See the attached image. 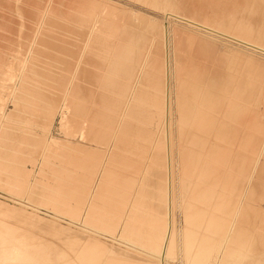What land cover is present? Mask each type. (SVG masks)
I'll return each instance as SVG.
<instances>
[{
  "label": "rangeland",
  "instance_id": "374dc122",
  "mask_svg": "<svg viewBox=\"0 0 264 264\" xmlns=\"http://www.w3.org/2000/svg\"><path fill=\"white\" fill-rule=\"evenodd\" d=\"M179 1L182 3H180L176 0H173L174 3L177 2V3L181 4L180 6L178 5V7H180L179 9L177 7V9L179 10L178 11L176 8L173 10H169V9H165V8L158 6V5L156 7V5L155 6H153V4L150 5V4H148V2H146V1L143 2L142 0H141V2H140V0H0V22H1V20H2V22H4L5 20L8 21L7 20L8 18H10V20H12V17H13V20L11 21L13 24V34H14L13 40L15 38L13 46L6 45V46H2L3 48L0 49L1 50L0 51V71H1L0 72V74H1L0 78L3 77L2 79H0V129H1L0 134L5 133L4 135L1 134L3 136L0 135V138H2V137L4 138V139H0V142H1L0 143V153H1L0 155H2V156H0V160H2L4 158L3 155L6 157L5 153L7 151H8L7 152L8 155H9V156L7 155V160L4 158L2 161H0V163L2 165V163H5V161L10 160L11 158H9V157H10V155L12 157V154H14L13 156L15 158L13 157L11 160L15 161L16 156H17L16 154H18L19 156H17V157L19 158L21 163L18 161L20 164L17 162V164H18L17 167L18 168L22 167L25 170L29 169V172L28 171L27 172L31 175V177H33V180L35 181L34 182L35 187L33 185V187L30 190L31 193L28 194L29 191L27 192V189L25 188L26 185L24 182H23L24 186H22V189H21L20 185H19L20 188H18L17 187L18 185L15 182H14V185H13V183L12 184L10 183L11 181L8 182L9 184H6L5 182L7 179V177H6L7 175H4V174H7V173H5V170H4L5 168H3L4 166L2 165V169H3L2 172H4V173L1 174L2 172H1V168H0V174L2 175V176L0 175V232L1 231L3 232V233H1L2 238L0 236V238H1L0 240L4 241V237H5V240H7V238H8V241L12 242L14 240V238L12 239V237H11V239H10L9 236L11 235L13 228H15L16 230L14 229L15 231L12 233H15V234H17V233L23 234L24 233V237H27V238H25V242L27 241V244H29V245L31 243L32 244H39L40 241H44L45 245L48 243L47 245L50 244L49 246H51L52 249L56 248V252H57V250H58V252L57 253L53 252L52 253L53 255L50 256V258H52V259L55 258L53 261L56 260L57 256H58L57 260H60V259L62 260L63 259L62 257H64L65 260H66V258L67 259L68 258L76 259V257L73 256V255H75L74 253H76L75 252L76 251L75 246H76V244H78V242H76V241H78L76 238L79 239L81 234L80 233L77 234V235H79V237H78L77 235H75V233H78V232H74V231L77 229L78 226L79 227H83V226L78 224L77 222H75L72 219L73 214H71L72 213L71 208H73L72 205L74 204V199L68 198L66 193H68V191H69L72 194H77L81 198V197L86 195L85 194L86 189H87V192H90L92 190V187H93L92 184L95 180V176L100 171L99 168H100L101 163L103 162V159H105V161H106L107 158L109 159V157H110V156L108 157V154H106L107 151L104 150V147H102L103 144L100 141L98 142L99 139L97 137H95L94 134H91V131H89L96 125L95 123L91 124L92 123V117H91L90 110H92L96 113L98 106H100L99 102L97 100L98 96L96 95L98 84L96 85L95 91L93 92V94L86 96V97L85 96H78V100L81 101L80 104H75V105L66 106V107L60 106V105H58V103H57V105L52 104V108L55 107L56 110L54 109V112H52V110H53L52 108L48 109L47 113H49V114L46 115V117L43 116L44 118L41 117L42 115H41V112L39 113L38 108L36 109V107L34 108L33 106H30V104H27V102H25L27 99L26 92H29V91H31L30 92L31 95H34L35 90H40V91H43L46 95L48 94L49 96L53 95V93L55 94L56 92H58V90H56V91L54 90L57 88L53 89V87H56V85L51 86L53 83H55V80H53L52 77L50 78L51 75L48 72H50L51 67H55L54 70H56V74H59V72H61V71L64 72L66 70L65 69L66 66L61 65L62 63L60 64V62L58 60L56 61L55 56L53 57L54 61H51L49 59V53L48 52L50 51L51 48H53L54 50L53 49L52 50L55 51L57 46L60 48V50L63 47H65L66 50L65 49H62V50H65L68 52V49H69L68 47H71L70 49L73 50L74 47H72V46H76L78 43L80 44V41H81L80 40V38H81L80 33L78 31H76L78 34H76V32L74 33V30L72 28L69 29V25L67 23H65L64 25H61L60 23H58V25H57V22L55 23L53 21H50L49 22L50 24L55 23L57 26L52 25V27H51V25H49L48 28L49 27L50 28L48 29V31H45L42 36H39V37H41V39L38 37V41L35 43L34 48H33V51H34L33 54L35 53V51H36V53L33 55L32 61L30 63H23V64L20 63V58L22 56L21 51L23 49L22 45H24V44H22V42L24 40L22 37L27 32L26 27L28 26L29 23H31V21L37 15V13H39L40 10L42 11L45 8L47 10L49 9L50 11L53 10L51 12H53L55 14V16L60 15V17L66 16L67 13L68 14L70 13L69 15L74 13L75 15L72 14L71 17H69V16H67V17H69V19H71V20L72 19L78 20V22L79 21L81 22V21H83V19L85 20L86 18H87L86 20H89L93 17V15L95 17V14L99 13L105 18V21H106V22H103L100 24V28H101L100 33L102 34L103 37L109 36V38L114 39V42L116 45L131 48V50L133 52H136L138 54H140V52H142L143 50L146 49L148 51V54L150 53V55L153 56V57L150 56V58L155 57V60L161 59L160 61L162 63H164V64H162V63L160 64L159 60L154 61L152 58H151L152 60L150 59L151 63L152 62L154 63V64L152 63V66H151L152 67L151 68L152 73H154L156 75V77H158V80H160V81H157L159 84V87L161 86L160 85L161 81H163L164 85H165V87H163L164 89H162L163 85L161 86L162 91L160 89H158L160 92L159 94L157 93L158 91L156 90V93H157L156 97L158 95H160L161 92L165 93V95H163V93H162L160 96L157 97V98H159V101H160L158 108L162 111L163 108L165 107L164 105H166L165 111H162V112L158 108H153L154 106H152V107L150 106L151 111H149V107H148L147 111L152 112V113L156 112L154 114L151 113L152 117L150 116V113L146 112L148 114L147 120L149 122L151 120H153V121H151V123L146 121L144 126L146 127L145 129L148 130L147 131L148 135L149 134L151 135L150 140L152 139L153 141L152 140L146 141L143 138L141 139V138L137 137L138 139L136 138L135 144H137L138 148L136 146L132 150L134 153L132 151H130V153H128L127 150H123L124 148L123 149L119 148L121 150L116 151L114 156H112L108 161H106L109 165L108 171L110 172V175L109 174L105 175L107 178L105 176L100 177L102 182L97 187L95 186V188L99 189V191H103L104 188L107 186H111V187L114 186L115 188L118 187V188L125 189L129 184H131L130 182L132 180L133 184H135L136 182L142 183V181H144L143 183H146V184H144L145 187L150 185V187L148 186L149 188H151V184L154 185L153 183H156V184L160 183V184L164 185V188L162 186H160V189L164 190V189H167L166 187H168L169 182L173 181V191L175 192V203L174 204L176 205L175 208H173V210H174L173 214L171 211L169 213L167 210H165L166 208L162 204L164 202H162V203L160 202L162 205H157L156 204L158 202L156 200L157 197L155 196L156 197L155 198L152 195H150V196L148 195L147 199L149 198L148 199L149 201H150V199L153 201V199L155 198V200L153 201L154 204H153V202H151L152 206L150 205V207L153 209V207L156 206L154 208L155 212L158 211L157 209H159V210L162 209L164 211L162 212V214H160V211L155 213L153 211L154 209L152 210V212H148V210L145 209V210H147L146 212H148V214L149 213L150 214L148 215L146 213V215H144L145 210H143L142 212L136 210L137 217L139 216V213L141 216L143 214L145 217V220H140L141 216L138 217L139 219L136 220L138 225L136 224V226H135V224L133 223L134 225L131 226L132 230L131 229L128 230L129 229V227H128L126 229L128 232H126V231H124V229L120 228V226H122V225L120 224L121 220L119 217H122L121 216L122 214L120 213V215H119L118 211L121 212L123 210L121 207L122 204L120 202H117V200H116V202L115 201L111 202V203H113V205H112L110 202L103 201V199H100V198L98 200V198H96L94 201V204H97V205H95V207L98 206V207H96V211H99L98 213H100L101 217L98 216L99 214H97V217H98V218H96L97 221L94 220L95 222L92 223L94 225L95 230H92L94 233L91 234V236L98 239V241L100 240L101 241V242L99 241L100 244L103 242L105 244V248L103 245H100L101 246V248H100V246H98L99 244L97 241L96 244H98L97 246H98V248H100V249H97V251L99 252V250H101L100 251L101 253H99L101 256L99 255V257H98L97 256L98 252L96 251L97 252L96 253L94 251L96 253V255L93 254L92 256H94V255L95 256L92 258L87 257V258H89V261H87V263L88 264L93 263L94 262L93 260H95V258H96V261L93 264H97L98 263L97 258H99L98 259L100 261L99 264H102V263L109 264L110 263L109 261L111 258L116 259V257L117 258L120 257L123 259V257H125L124 261L127 260L126 262H130L131 264H133V263L142 264L139 261H144V260H142L143 258L145 260L147 259L146 260L147 262L144 261L145 264L146 263L149 264L150 261H153V264L154 263L155 264L156 263L157 264H186V263L188 264L187 261L190 262L191 259L194 260L195 264H197V262H198V264H201L205 259L209 260V262H211L213 264V262L216 263V261L222 257V252H219V250H218V252H216L212 249L213 245L219 240L221 233L219 231L216 232L214 229H211L210 231H208L206 229L207 226L205 225L203 220H201V223H199L200 224V227H199L200 233L194 234L192 232L191 238H193V240H192V244L190 245L191 251H189V253L191 254V257H189L187 261H186V259H184L185 257H184L183 250H182V241H183L182 237H183V231H184L185 227L188 226L187 229L191 228L193 231L195 228H197L198 225L192 224V222L189 219L191 217H187L188 215L186 212L183 211V207L181 206V201H180L181 200L180 193L182 192V191L180 192V190H179V189H181L180 183H181L182 179L184 178L183 174L185 176L186 169H184L185 166H182L183 164L181 165V163H183L182 162L183 157L182 158L180 157L181 160H179L180 159L179 156L183 155V153L179 154V152L182 151V149L180 150V148L181 147L183 148V144L180 142L181 140L179 139V129H177V125H175L176 122L178 124L177 114H179L178 109H177L178 106L176 107L175 104H178V103H176V102H178V101H176L177 96H178L177 89L180 86V84H182L184 82V81L181 82L183 74L185 76L187 74L186 72H189L186 69H184V70H186V72H185L183 69H181V67L187 68V69L188 68L192 69V67L196 68L197 65L199 64V68H201V64H203V63L205 64V62L208 61V63H210V65H215V67H217L219 69H223L229 76H231L232 78L237 80V82L241 83L246 89H248L252 96H255L257 99H259L261 101L262 104H264L263 103L264 102V32L252 30V32H254V34H253L252 32L245 31L240 27H237L236 29H232V28L229 29L228 24L231 25V22L239 19V17L241 16V14L238 13V10L241 9L240 5L243 8V6L245 4L242 5V2L240 4H238V2L240 0H186V1L185 0H179ZM241 1H243V0H241ZM188 2L191 3V5H190L191 7L189 6ZM245 2H243V3H245ZM185 3H186V5H185ZM183 4L185 5V7ZM200 4L202 6H200ZM182 6H183V8H182ZM187 6L190 7L189 8L190 10L188 9ZM191 8L193 10H191ZM196 8L199 10H197ZM202 8H203V10H202ZM186 10H187V12H186ZM203 14H204V16H203ZM79 15L82 16V18H80ZM209 16L212 19L210 18V20H209ZM255 16H256V14H255ZM242 17L245 18L246 20L249 19L248 15H245V14H243ZM256 19H257V17L253 16L254 21H257L259 18L257 20ZM254 21L252 22V24L255 23ZM217 22H218V24H217ZM15 25H16V27H15ZM18 25H20V27H23V28H19ZM224 25H227L228 27L224 26ZM61 27H64V28H61ZM226 27L228 29H226ZM51 28L53 30L55 29V31L52 32ZM56 31L57 32L61 31V32H59L60 34L59 33L58 34L59 35L62 34L61 36L66 39V43L61 42V41H60L61 43H59L60 45L63 43V46L62 45L59 46L57 44L58 42L56 43L55 41L54 42L56 44L53 42L52 43L56 47L52 46L51 45L52 44L51 39H50V43H48L49 38H47V37H50L49 33H51V35H52L54 33H57ZM70 31H73L72 34ZM243 32H244V34H247V35H243ZM247 32H249V33H247ZM252 36H254L255 38ZM45 37L47 38V42L46 41L43 42ZM42 38H43V40H42ZM65 39L62 41H65ZM81 39L83 40V38H81ZM18 40L20 42L19 44H18ZM40 40H42V41H40ZM100 40H102V39H100ZM100 40L92 39V42L95 41V43H91V42H90L91 44L89 42L87 43V44H89V46H87L88 47V52H87L88 54L87 53L85 54V51H87V48L84 49V51L82 53L85 54L86 56L90 55V54L91 55L94 54V56H92V57H94L93 59H95L97 57V56L95 57L96 52H94V50L98 51V53H97L98 55L104 54L106 52L105 49L109 50V44H107L108 46H105L103 44L106 41L102 40V43H103L102 44L100 42ZM108 40L109 39H107V41ZM39 41L41 43L37 44ZM96 41L100 42L101 44H99ZM46 43L49 44V46H48L49 48H50V46H52V47L49 49L47 46H45V45H47ZM64 44L65 45L67 44L68 46H64ZM92 44H93V47H92ZM36 46H37V48H36ZM44 47L46 50H48V52H45V49H42ZM89 47H90V49H94V50L93 51L90 50ZM104 47H105V49H103ZM75 48H78V47L76 46ZM100 48L102 50H100ZM39 49H40V51L37 52V50H39ZM89 50L91 51V53L89 52ZM182 50H184L185 52ZM5 51H8V53L11 52L13 57H11V59L10 58H7V59L2 58V57H4L3 54L5 53ZM41 52L42 53L43 52L48 53V55H46L44 53L42 54ZM72 52H74V51H70V53H68V54L66 52H64V54L66 55V57H65L62 54L63 51L61 53L58 49V54H60V55L62 54L64 59L67 58V60H68L69 58L67 56H69V54L71 57H72V55H74L73 58L77 57V59H79L81 57L79 60L84 58L82 56L83 54L80 56H78V55L76 56L78 51L76 53L74 52L75 54H73ZM190 52H194L193 53L194 56L197 59H199V60L201 59L203 61H200L197 64H194L192 66H190V64H192V63H190L189 64L190 67H187V65H185V66L181 65L179 59H178V61H176L177 58H179L180 55H182V53H184V55H185L186 53H190ZM38 53H39L40 57H44V55H46V57H44L41 61L40 57L38 56ZM53 55H54V53H53ZM36 56H37V58H36ZM92 57H89V58H92ZM113 57H121V55L118 56V54L117 55L115 54V55H113ZM156 57H157V59H156ZM97 58H101V57L98 56ZM3 59H5V60H3ZM44 59H46V60H44ZM34 60H37V61L40 60L41 62L40 61L33 62ZM70 60H71V58H70ZM44 61H46V62H44ZM129 61H131V60H129ZM174 61H175V63H174ZM53 62H56L55 66H54ZM155 62L158 65V66H156L157 68L155 67V65H156ZM201 62H203V63H201ZM50 63H52L53 66L50 67L49 66ZM86 65L89 67H93V68L95 67V65H92L91 63H88V62L86 63ZM176 65H178L180 67V69L183 70L184 72L181 71L178 67V69H179V73H178V69H177ZM61 66H63V67H61ZM159 66L160 67L162 66L163 68L162 67L160 68ZM174 67H176V68H174ZM62 69H64V70H62ZM95 69L97 70V68H95ZM175 69L177 72L175 71ZM190 69H188V70H190ZM22 71H23V73L20 74V72H22ZM180 73H182L181 79H176V76L178 78L180 77V75H179ZM46 74H47V76H45ZM174 74H176V76ZM19 75H20V77H19ZM159 77L162 80L159 79ZM49 78H50V80H49ZM51 81H52V84H51ZM2 82L5 83L3 86L1 85ZM48 82H50V83H48ZM163 82H161V83H163ZM9 83H11V84H9ZM46 83H48V84H46ZM20 84L22 87L20 86ZM8 85H10V86H8ZM176 86H177V88H176ZM12 87H16V89H18V90L20 89V90L19 91L15 90V92L9 94V91L11 90L10 88H12ZM41 87L44 90L40 89ZM147 88H146V86L143 87V89L146 92L148 90V93H150L151 88L150 89H147ZM50 90H53V91H50ZM84 92L82 91V93H84ZM146 92H145V96H146V94H148ZM15 93H17V94H15ZM142 94H144V93H142ZM161 96H162V98H161ZM142 97H143V95H142ZM13 98H15V99L17 98L15 100L16 102L15 101L12 102L13 100H11V99H13ZM165 98H166V100H164ZM142 102H144V100L140 101V103H142ZM14 103H15L16 107L14 106ZM261 103H259L260 104L259 108H262V106H263ZM169 104H170V107L172 109L169 108ZM55 105L57 106V108ZM26 106L30 107L32 110L29 108L28 109L25 108ZM50 106H47V107L49 108ZM173 107H174V109H173ZM156 109H158V112ZM263 112L264 111L262 108L260 114L258 115V116H260V115L261 116L258 118L261 119L260 122H262L264 124V117H263L264 113ZM7 113H8V115H7ZM168 113H170L169 114L170 116L168 115ZM51 114H53V116ZM149 116L151 118H149ZM160 116L162 118H159ZM156 117H158V118L154 120V118H156ZM47 118H49V119H47ZM83 118H85V122H82ZM161 119H164V120L161 121ZM166 120H168L169 122ZM171 120H172V123H171ZM48 121H50L51 123ZM142 122H144V121H142ZM164 122H165V125H164ZM5 123H7V125ZM49 123H50V126H49ZM147 123H149V124H147ZM162 124H163V126H162ZM1 125H2V128H1ZM169 127H171V129ZM156 128L158 129V131ZM168 128H169L170 132L168 131ZM2 129L4 130V132ZM162 129H163V132L165 134H163V132H161ZM164 129L168 132H166ZM156 131L159 134L158 133L156 134ZM176 131H177V133H176ZM160 134H162V136ZM154 136L155 137L158 136V137L154 138ZM163 136L165 138H163ZM169 139L170 140L173 139V140L170 141ZM49 140H51V141H49ZM154 140H156V141H154ZM141 141H143L145 144ZM157 141H161V142L163 141V146L164 147L166 146L164 150L161 148H160L161 150L159 149V146L162 145V143L157 145V143H160ZM50 142H52V143H50ZM45 143H49L50 149L45 150V148H44ZM178 143H180L181 146ZM142 144H144V145L142 146ZM147 144H151L152 147H150L149 145L147 146ZM173 144H174V146H173ZM145 145L147 148L149 147V149H146ZM167 145L169 146L170 149L168 148ZM155 146L158 147V151L155 150L156 149ZM163 146H160V147H163ZM179 146H180V148H179ZM9 147H10V149H9ZM11 148H14V149H11ZM16 149H17V151H16ZM116 149H118V148H116ZM145 149L147 152L145 151ZM175 149L176 150L179 149V151H176ZM9 150H11V151H9ZM13 150L15 151V153L13 152ZM19 150H20L21 154H20ZM102 150H104V152ZM2 151H3V153H2ZM148 151H150V152L148 153ZM154 151H157V153L163 154L164 157L168 154L165 157L166 160L163 156H161V154H160L161 159H157L156 158L157 154ZM11 152H13V153H11ZM99 152H101V153H99ZM169 152L171 153V155H169L170 154ZM88 154H89V156H88ZM151 154H152V156H151ZM140 156H141V158H140ZM153 156H155V159L157 160V161H155L156 165L159 162H162L160 160H163L162 164H164L166 167L164 166V168H161L163 166L161 163L158 164V166L160 165L159 166L160 168H158L156 165L152 164L154 162L151 163L150 161L154 160ZM151 157H153V158L151 159ZM42 158H44V160L47 162H45ZM143 158H145V159H143ZM146 158H149V161H147L148 163L146 161H144V160H146ZM158 158H160V157L158 156ZM174 158H175V160H174ZM261 159H262V157H261ZM41 160L43 161V163L41 162ZM158 160H159V162H158ZM164 160L166 161V163L164 162ZM169 161H172V162H169ZM180 161H181V163H180ZM33 162H34V164L32 165ZM134 162L136 164H134ZM145 162L147 165L144 164ZM140 163H142V164L138 165ZM23 164H24V166H21ZM184 165H185V163H184ZM136 166H137V168H135ZM153 166L157 167V168L155 169ZM24 167H26V168H24ZM39 167H41V168H39ZM141 167H142V169H141ZM151 167H153V168H151ZM169 168H171V171H169L170 170ZM179 168H181L182 170ZM135 169H137L136 171H139V173H137L135 171ZM163 169L164 170L168 169V170H166V172H165ZM178 169L180 170V172L178 171ZM149 172L151 174H149ZM178 172L179 173L182 172V173L179 175ZM20 173H21L20 175L18 174L19 175L18 178H20L22 175L21 178L24 181L25 179H23V178H25V176L23 177V175H25L24 174L25 171L24 172L22 171ZM165 173H167L168 175H166ZM162 174L165 177H163ZM161 175H162L163 179L161 178ZM4 176L6 177V179L4 178ZM91 177H93V178H91ZM181 177H183V178H181ZM137 178H138V180L140 179L141 181L140 180L138 181ZM170 178H172V180ZM179 179L181 181H179ZM38 180H39V182H38ZM163 180L164 181L167 180L166 184L162 182ZM3 181H5L4 185H1V184H3ZM146 181L147 182L152 181V182L147 183ZM258 181H259L258 183H261V179ZM10 184H11V186H9ZM97 184H98V182H97ZM12 185L15 188H18L22 191H20V190L18 191V189H15L14 187H13V190H11ZM259 185H261V184H259ZM262 185H263V183H262ZM262 185L258 186L259 188L255 186L256 189L253 192L254 195L253 194L251 195V197L252 196H254V197L247 198L248 200H246V202L243 204V206L240 208V210L237 209L236 213L234 214V221H235L234 225L235 226H233L234 227L233 231H238L237 232V236H238L237 245L235 246V248L238 249V252L236 254H234L232 258L235 260H238V259H244L245 260V261L244 260L240 261L239 264H256V262H257V264H262L264 262L262 260V259H264V237H263V235H264V198H263L264 197V187L261 188ZM153 187L154 188H152V189H154V190L158 189V185H156V186L154 185ZM34 188H36V189H34ZM156 191H154L155 193L154 192L153 193L155 195H156V193L159 194L158 191L157 192ZM164 192H166V190ZM164 192H163V195H164ZM33 195L35 198L33 197ZM46 198L51 199L52 201L46 200ZM63 198H64V200H63ZM60 199L63 201H61ZM161 199L163 200L164 198H161ZM161 199H160V201H161ZM54 200H55V202H54ZM148 200H147V205H149ZM57 201L58 202L60 201V202L56 203ZM118 201H120V200H118ZM160 203L158 202V204H160ZM100 205H102V206H100ZM104 205H106V206L109 205V206L106 207ZM160 206H162V207H160ZM118 208H119V210H118ZM226 208H228V207L226 206ZM226 208H224V207L222 209L212 208L210 210V215L216 214V215H219L220 218L224 217L226 219V217H228L229 213H230V210H227ZM105 210H106V212H105ZM112 210H116V211L112 212ZM165 211L168 214H165ZM69 213H70V215H69ZM133 213L134 212L132 211V214L130 213V215L132 216ZM101 214H104V215H101ZM171 214L173 217L171 216ZM210 215L205 216V218L209 219L207 221H209V222L214 221V222H216L215 225L219 224L217 219L211 220V218H214L213 217L214 215H212V216H210ZM144 217H143V219H144ZM164 218H166V219H164ZM187 219H189V222L187 221ZM39 221H40V223H39ZM143 221L145 222V226H142V225H144ZM146 221L148 223H146ZM151 221H154V222H151ZM160 221H162L161 222L163 225L162 227H166L164 225H166V223H167V228H163L164 229L163 230L161 226H158V225H160ZM170 221H172V222H170ZM52 223H53V225H52ZM156 224H158V225H156ZM9 225H10L12 231L9 230L10 229ZM140 225L142 226V229H141ZM155 225L158 228L159 227H161V228H159L158 230L154 229ZM61 226L63 227V229H61L62 228ZM146 226H148V228ZM153 226H154V228H153ZM170 226H171V228H170ZM64 227H65V229H64ZM133 227H135V228L140 227L139 229H141V230L136 229L137 230L136 231ZM143 227L145 228L144 230H143ZM114 228H116V230H113ZM57 229H58V231H57ZM119 229L122 231H120ZM172 229H174V231ZM8 230H9V232H8ZM168 230L170 232L173 231L172 233L174 236H172V238L174 240H173V247L172 248H174V246H175V250L172 249L171 250L172 252L168 251L167 246L163 245L162 248L158 252L157 251L158 247L156 245H154V243L159 240L158 238L161 237L162 234H163L162 238L164 240L166 239V238H164L165 236L169 237L170 232H168ZM129 231H131V232H129ZM164 232H167L166 233L167 235L164 234ZM26 233H27V235H26ZM35 233H37V234H35ZM126 233L128 236H126ZM8 234H9V236H8ZM39 234H40V236H39ZM83 234H85V233H83ZM83 234H82V236H83ZM46 235H47V237H46ZM72 236H74V237H72ZM82 236L79 239V244L77 246H79L84 240L88 243L87 239H85L87 237L84 235L85 237H84V239H82L83 238ZM17 239H15L17 242L16 245L19 246L21 243L18 241H21V240H19L20 238H17ZM39 239H41V240H39ZM28 240H30V241H28ZM33 241H34V243H33ZM152 241L154 243H152ZM5 242L7 243V241H5ZM16 242H13V243H16ZM161 242H159V243H161ZM177 242H178V244H177ZM18 243H20V244H18ZM87 243H85V245ZM94 246L95 247H93V249L97 248L96 245H94ZM153 247H155V248L157 247V249H153ZM109 249L112 251H110ZM118 249H119V251H118ZM114 250L117 253L116 252L113 253ZM124 251L127 252V253H125L127 255H129V253L133 254V256L137 255L136 256L137 259H135V256L132 257V258H134V260L131 259L133 261V263H132L131 260L128 261V259H127V258H129V256L131 257V254L129 256H123V257L121 255H118V253H121L124 255V253H123ZM68 254H71V255H68ZM138 255L141 258L138 257ZM52 256H56V257H52ZM70 256H72V257H70ZM89 256H91V254ZM90 259H92V260H90ZM108 259H109V261H108ZM256 259H258V261ZM259 259H261V261H259ZM25 261L28 262V259H25ZM62 261H64V259ZM134 261H136V262H134ZM144 262H143V264H144ZM87 263H84V264H87ZM150 264H152V263H150Z\"/></svg>",
  "mask_w": 264,
  "mask_h": 264
},
{
  "label": "bare ground",
  "instance_id": "6f19581e",
  "mask_svg": "<svg viewBox=\"0 0 264 264\" xmlns=\"http://www.w3.org/2000/svg\"><path fill=\"white\" fill-rule=\"evenodd\" d=\"M142 1L143 2L146 1L150 5L153 4V6L156 5V7L158 5V6H161L165 9H169V10H173L175 8L177 9L178 5L180 6L181 5L180 3H182L179 0H176V1H178L180 3H177V2L174 3L173 0L172 1L171 0H142ZM140 2H141V0H140ZM241 2H242V5L245 4L243 6V8L240 5L241 9L239 8L240 10H238V13H240L241 16L239 17V19L231 22V25L228 24L229 29H231V28L236 29L237 27H240L245 31L252 32V30H255V31L264 32V0H243V1L240 0L238 2V4H240ZM243 2H245V3H243ZM186 3H185V5H186ZM185 5H184V7H185ZM190 5H191V3H189V6ZM189 6H187L188 9L191 7V6L190 7ZM200 6H202V5L200 4ZM179 8L180 7H178V9ZM182 8H183V6H182ZM191 10H193V9L191 8ZM197 10H199V9H197ZM202 10H203V8H202ZM51 11H53V10H51ZM51 11L49 9L47 10L45 8L42 11L40 10V12L37 13V15L33 18L31 23H29L28 26L26 27L27 32L25 31L26 34L22 37L24 39L22 44H24V45H22V48H23L21 51L22 53L20 52L22 55L20 58V63H22V64L23 63H30L32 61L33 55L36 53V51H35V53L33 54V52H34L33 48H34L35 43L38 41V37L42 36L45 31H48V29L50 28V27L48 28L49 25H51V27H52V25H56L55 24L56 22H57V25H58V23H60L61 25H64L65 23H67L69 25V29L72 28L74 30V33L76 31H78L81 35V38H83V40L80 38V40H81L80 44L78 43L76 45L78 48H75L76 46L71 45L72 47H74V49L71 50L70 49L71 47H68L69 49L67 52V51H65L66 50L65 47L62 48L65 50H62V49L60 50V48L58 46H57L58 47L57 48L53 44L55 42L56 43L58 42L57 44L59 46H61V45L63 46V43L61 45L59 43H61V42L66 43V39L61 36L62 34L59 35L60 34L59 32H61V31H59V32L56 31L57 33H54L52 35H51V33H49L50 37H47V38H49L48 43H50V39H51V43L53 42L51 45L56 47V49H55L56 52L53 51L54 49L51 48L52 46H50L51 49L48 47L49 46L48 43H46L47 45H45V46H47L50 49V51L48 52V50H46L45 47L42 49H45V52L49 53V59L51 61H54L53 57L55 56V60L56 61L58 60L60 62V64L62 63L61 65L66 66V68L64 67L66 70L64 72L61 71V72H59V74H56V70H54L55 67H51V66H53V64L55 66L56 62H53V64L50 63L49 66L51 68H50V72H48V73L51 75V76L49 75L50 78L52 77V79L55 80V83L52 84V81H51L52 85L51 84L50 85L51 86L56 85V87H53V89L57 88L54 90L55 91L58 90V92H56L55 94L53 93V95L49 96L48 94L46 95L43 91H40V90H35L34 95H31L30 94L31 91H29V92H26L27 99L25 102H27V104H30V106H33L34 108L36 107V109L38 108L39 113L41 112V115H42L41 117H43V116L46 117V115L49 114V113H47L48 109L52 108V104L57 105V103H58V105L63 106V107L71 106V105H75V104H80L81 101L78 100V96H85L86 97V96L93 94V92L95 91V87L98 84L96 95L98 96L97 100H98L100 106H98L96 113L94 111L90 110L91 117H92V123L91 124L95 123L96 125L89 131H91V134H94V136L99 139L98 142L100 141L103 144L102 147H104V150L107 151L106 154H108V157L110 156L109 159L112 156H114L116 151L121 150L123 148H124L123 150H127V152L130 153V151H132L137 146V144H135L137 137H139L141 139L143 138L146 141L150 140L151 135L150 134H149L150 136L148 135V132H147L148 130L145 129L146 127L144 126L145 122L148 121L147 120L148 119L147 113H150V116H151L152 112H149V111H151L150 106L151 107L154 106L153 108L159 107L160 101H159V98H157V97L160 96L163 92H161V94L158 95L157 97H156V94L160 93L158 89L161 90L162 85H163L162 89H164L163 87H165L163 81H161L163 83L160 82L161 86L159 87V84L157 81H160V80H158V77H156V75L154 73H152V70H151L152 67L151 66H152L153 62L151 63L150 59L153 56L150 55V53L148 54V51L146 49L143 50L142 52H140V54H138L136 52H133L131 50V48L116 45L114 42V39L109 38V36L103 37L102 34L100 33V29H101L100 24L103 22H106V21H105V18L99 13L98 14L94 13L95 17L93 15V17L89 20H86L87 19L86 18L85 19L86 21L83 19V21L78 22V20L69 19V17H71L72 14L75 15L74 13H72L71 15H69L70 13L69 14L67 13L66 16L60 17V15L55 16V14ZM186 12H187V10H186ZM243 14L248 15L249 19L246 20L245 18H243L242 17ZM255 14H256V16H255ZM67 16H69V17H67ZM203 16H204V14H203ZM253 16L257 17V19L258 18L259 19L258 20L256 19L257 21H254ZM79 17L82 18V16H80V15H79ZM210 18L211 17L209 16V20H210ZM7 20L8 21L5 20L7 23L5 21L2 22V20L0 22V49L3 48L2 46H6V45L13 46L14 41H15V38L13 40V35H14L13 34V24L11 22L13 20V17H12V20H10V18H8ZM50 21H53L55 23L50 24L49 23ZM253 21L255 22L254 24H252ZM217 24H218V22H217ZM224 26H227V25H224ZM15 27H16V25H15ZM18 27L23 28V27H20V25H18ZM227 27H226V29H228ZM61 28H64V27H61ZM51 31L53 32V31H55V29L54 30L52 29ZM70 32L72 34L73 31H70ZM247 33H249V32H247ZM252 33L254 34V32H252ZM76 34H78V33L76 32ZM243 35H247V34H244V32H243ZM252 37H254V36H252ZM39 38L41 39V37H39ZM45 38H44V40L42 38L43 42L44 41L47 42V38L46 39ZM63 38L65 39V41H62V40H64ZM92 39H94V40L102 39V40L106 41L103 44L102 40H100V42L105 46H108L107 44H109V50L105 49V47H104L103 49H105L106 52L104 51L105 52L104 54H99V55L97 54L98 53L97 50L90 49V47H89L90 50H92V51L94 50V52H96L95 57L99 56L101 58L96 57L95 59H93L94 57H92V56H94V54L91 55L90 50H89L90 55H87L88 57L85 55L88 52L87 46H89V44H87V43L88 42L89 43L90 42L95 43V41L92 42ZM107 39H109V40L107 41ZM42 40H40V41H42ZM40 41L37 44L41 43ZM96 42H98V41H96ZM100 42H98V43L101 44ZM19 43L20 42L18 40V44ZM64 46H68V45L64 44ZM92 47H93V44H92ZM36 48H37V46H36ZM86 48H87V51H85V54H83L82 52ZM101 48H100V50H102ZM58 49L61 53L63 51L62 54L65 57H66V55L64 54V52H66L68 54V53H70V51H74L75 53L78 51L76 56L77 55L80 56L83 54L82 56L85 59L83 58V59L79 60L81 57L79 59H77V57H74L75 58L74 59L73 58L74 55H72V57H71L69 54L70 57L67 56L69 59L67 60V58H65L66 59L65 60L64 57L62 56V54L61 55L58 54ZM39 51H40V49L37 50V52H39ZM51 51L54 53V55ZM182 51H184V50H182ZM74 52H72V53L75 54ZM7 53H8V51H5V53L3 54L4 57H2V58H5V59L10 58L11 59V57H13L11 52H9L8 54ZM48 53H44V54L48 55ZM193 53L194 52H190V53H186L185 55H184V53H182V55H180V57L177 58L176 61H178V59H179L180 64L184 65V66L187 65V67H190L194 64H197L200 61H203L201 59L200 60L197 59ZM115 54L116 55L118 54V56L121 55V57H113V55H115ZM46 55H44V57H46ZM38 56H39V53H38ZM150 56H152V57L150 58ZM44 57H40V60L42 61V59ZM89 57H92V58H89ZM36 58H37V56H36ZM70 58H71V60H70ZM5 59H3V60H5ZM152 59L154 61L159 60V59H157V57H156L157 60H155V57ZM40 60H38V61H40ZM44 60H46V59H44ZM129 60H131V61H129ZM38 61L34 60L33 62H38ZM44 62H46V61H44ZM87 62L91 63L92 65H95V67L93 68V67L87 66L86 65ZM161 63L162 62L160 61V64ZM174 63H175V61H174ZM190 63H192V64H190ZM201 63H203V62H201ZM155 64H156L155 67L158 66L156 62H155ZM162 64H164V63H162ZM189 64H190V66H189ZM176 66L178 69L179 66L178 65H176ZM61 67H63V66H61ZM95 68H97V70ZM174 68H176V67H174ZM179 69H180V67H179ZM179 69H178V73H179ZM181 69H183V70L186 69L189 72H186V70H184L188 75L186 74L184 76V74H183V77H182V75H181L182 73H180L179 74L180 77L178 78L176 76L177 71L175 69L176 74H174L176 76V79H181V77H182V81L181 80L180 81L181 82L184 81L182 84H180V86L177 89L178 96L176 95L177 96L176 101H178V102L175 101L176 103H178L175 105H176V107L178 106L177 109H178V113H179V114H177L178 124L176 122L175 125H177V129H179V139L181 140L180 142L183 144V148L182 147L180 148L181 144L178 143L180 145L179 146L180 150L182 149V151H180L181 153L179 152V154L183 153V155L179 156V158L183 157V160L185 162L182 160L183 163H181V161H180V163H181V165L183 164L182 166H185L184 169H186L185 176L183 174L184 178L181 177V178H183L182 181L179 179V181H181V183H180L181 189H179V190H180V192L182 191L180 193V198H181L180 201H181V206L183 207V211L186 212L188 215L187 217H191L189 219L192 222V224L198 225L197 228H195L193 231L191 228L187 229L188 226L185 227V229L183 231L182 250H183L184 257H185V258L184 257L183 258L186 259V261H187L188 258L191 257V254L189 253V251H191L190 245L192 244V240H193V238H191V235H192V232L194 234L200 233V229H199L200 224L199 223H201V220H203V222L207 226L206 229L208 231H210L211 229H214L216 232L219 231L221 233L219 240L213 245L212 249L216 252H218V250H219V252H222V257L219 260H217L216 263L212 261L213 264L214 263L215 264H239L240 261H242L244 259L235 260L232 258L233 255L238 252V249L235 248V246L237 245V239H238L237 232L238 231H233L234 230L233 226H235L234 225L235 224L234 214L236 213L237 209L240 210V208L243 206V204L246 202V200H248L247 198L251 197V195L253 194L256 187L261 186L262 183H263V185L261 188L264 187V124L262 122H260L261 119L258 118L261 116V115L260 116H258V115L260 114L262 108L264 111V104H262L261 101L259 99H257L255 96H252L248 89H246L241 83L237 82V80H235L234 78L229 76L223 69H219V68L215 67V65H210V63H208V61H206L205 64L204 63L201 64V68H199V64H198L196 68H194V67H192V69L188 68L190 70H188L187 68H182V67H181ZM62 70H64V69H62ZM183 70H181V71H183ZM22 73H23V71L20 72V74H22ZM45 76H47V74ZM19 77H20V75H19ZM2 78H0V79H2ZM50 78H49V80H50ZM159 79H161V78L159 77ZM48 83H50V82H48ZM48 83H46V84H48ZM4 84H5L4 82L1 83L2 86ZM9 84H11V83H9ZM8 86H10V85H8ZM20 86H21V84H20ZM144 86H146V88L148 87L147 89L151 88V92L148 93V90L146 92L145 91L146 89L145 88H144L145 90L143 89ZM176 88H177V86H176ZM10 89L11 90L9 91V94L15 92V90H18V89H16V87H12ZM40 89H42V87ZM42 90H44V89H42ZM156 90L158 91L157 93H156ZM50 91H53V90H50ZM82 91L83 92L85 91V92L82 93ZM144 91L146 93H148V94H146V96H145ZM142 93H144V94H142ZM15 94H17V93H15ZM142 95H143V97L144 96L145 97L143 98ZM163 95H165V93H163ZM162 96H161V98H162ZM16 99L13 98L11 100H13L12 102H14ZM141 100H144V102L140 103ZM164 100H166V98ZM259 103H261L263 105L262 108H259L260 107ZM14 106L16 107L15 103H14ZM27 106L25 108L31 109L30 107H27ZM47 106H50V107L48 108ZM164 106L166 107V105H164ZM148 107H149V111H147ZM165 107L163 108L162 111H165ZM56 108H57V106H56ZM169 108H171L170 104H169ZM52 109H53L52 112H54L55 107ZM158 109H156L157 112H158ZM173 109H174V107H173ZM154 113H156V112H153L152 114H154ZM169 114L170 113H168V115ZM7 115H8V113H7ZM51 115L53 116V114H51ZM150 116H149V118L152 117V116L151 117ZM157 118L158 117L154 118V120ZM159 118H162V117L160 116ZM47 119H49V118H47ZM163 120L164 119H161V121H163ZM142 121H144V122H142ZM151 121H153V120H151ZM151 121L150 122L148 121V122L151 123ZM166 121H168V120H166ZM48 122H50V121H48ZM82 122H85V118L82 119ZM50 123H49V126H50ZM149 123H147V124H149ZM171 123H172V120H171ZM5 124L7 125V123H5ZM164 125H165V122H164ZM162 126H163V124H162ZM1 128H2V125H1ZM169 128L171 129V127H169ZM169 128H168V131H169ZM157 131H158V129H157ZM157 131H156V134L158 133ZM168 131H166V132H168ZM3 132H4V130H3ZM161 132H163V129ZM176 133H177V131H176ZM1 134H3V133H1ZM163 134H165V133L163 132ZM3 135H1V136H3ZM160 135L162 136V134H160ZM157 137L154 136V138H157ZM163 138H165V137L163 136ZM0 139H4V138L2 137ZM171 140H173V139H171ZM49 141H51V140H49ZM154 141H156V140H154ZM141 142H143V141H141ZM157 142H160V143H157V145L162 143V145H160V146H163V141L162 142L157 141ZM50 143H52V142H50ZM144 144H142V146ZM148 145L150 147H152L151 144H147V146ZM160 146H159V149L161 148L163 150L166 147V146L165 147L163 146L164 147L163 148ZM173 146H174V144H173ZM145 147H146V145H145ZM44 148H45V150L50 149L49 143H45ZM116 148H118V149H116ZM119 148H121V149H119ZM137 148H138V146H137ZM168 148H169V146H168ZM9 149H10V147H9ZM11 149H14V148H11ZM146 149H149V147L148 148L146 147ZM146 149H145V151H146ZM104 150H102V151L104 152ZM155 150L158 151V147H156ZM9 151H11V150H9ZM16 151H17V149H16ZM150 151H148V153ZM157 151H154L157 154L156 158L161 159V156H163V154L157 153ZM176 151H179V149ZM13 152L15 153L14 150H13ZM13 152H11V153H13ZM19 152H20V150H19ZM2 153H3V151H2ZM6 153H5L6 157L4 155H3V157L7 160L8 153L7 154ZM99 153H101V152H99ZM20 154H21V152H20ZM160 154H161V156H160ZM13 155L14 154H12V157L10 155L9 158L12 159L14 157ZM16 155L19 156L18 154H16ZM169 155H171V153ZM0 156H2V155H0ZM17 156H16V160L17 159L18 160L17 161L15 160L16 162L10 159L8 161H5V163H2V165L4 166L3 168H5L4 169L5 173H7V174H4V175H7L6 176L7 179L4 176V178L6 179V182L3 181V184H1V185H4V182L6 184H9L8 182L11 181L10 182L11 184L13 183V185H14V182H15L18 185V186L17 185L16 186L18 188H20L19 187V185H20L21 189H22V186H24L23 185V182H24L26 185L25 188L27 189V192L29 191L28 192V194H29V193H31L30 190L33 187L35 181L33 180V177H31V175L28 173L29 169L25 170L22 167H20V168L17 167V165H18L17 162L19 161L21 163V161L19 160V158ZM88 156H89V154H88ZM151 156H152V154H151ZM158 156L160 158H158ZM153 157H154V160H152L150 162L151 163L154 162L152 164L156 165L155 161H157V160L155 159V156H153ZM153 157H151V159ZM261 157H262V159H261ZM140 158H141V156H140ZM181 158L179 160H181ZM42 159L44 160V158H42ZM109 159L107 158L106 161H108ZM143 159H145V158H143ZM2 160H0V161H2ZM165 160H166V158H165ZM165 160H164V162L166 163ZM174 160H175V158H174ZM106 161H105V159H103V162L101 161L102 163H101L100 168H99L100 171H99V173L97 172L98 174L95 176V180L92 184L93 185L92 190L90 192H87V189H86L85 190V194H86L85 196L80 198V196H78L77 194H72L69 191H68V193L65 192L67 194L68 198L74 199V204L72 205L73 208H71L72 209L71 214H73L72 219L75 222H77L78 224L83 226V227H79V226L77 227V229L74 232H78V233H75V235L80 233L81 234L80 237H79V235H77L80 239L82 234L85 233V234H83L82 239H84V237L86 236L87 238H85V239H87V241H88V243H87L84 240L82 243L80 242L81 244L79 246H77L79 244V239L76 238L78 240V241H76V242H78V244H76L77 247L75 246L76 251L75 250L74 251L76 253H74L75 255H73L76 257V259H73V258L67 259L66 258V260H65V258L62 257L64 259V261H62L63 259L57 260L58 256L57 257L52 256V257H56V260L53 261L55 258L52 259V258H50V256L53 255L52 254L53 252H55V253L58 252V250L56 252V248L52 249L51 246H49L50 244L47 245L48 243L45 245L44 241H40L39 244H32L30 242L31 244L29 245V244H27V241L25 242V238H27V237H24V233L23 234L22 233L21 234L12 233L16 229L13 228V231H12V229L9 225V227H10L9 230L12 231L10 236L8 234L9 238L11 239V237H12V239L14 238V240L17 238H20L19 240H21V241H18V242H20L21 244L18 243L20 245L17 246L16 240L15 241L13 240L11 242V241H8V238H7V240H5V237H4V241L0 240V264H84V263H87V261H89V258H92L96 255V253L98 252L97 249L101 248L100 245H103L105 248V244L103 242L100 244L99 243L100 240L98 241V239L91 236V234L94 233L92 230H95L94 225L92 223L97 221L96 220V218H98L97 214H99L98 216H100V213H98L99 211H96V207H98V206L95 207V205H97V204H94V201L96 198H98V200H99V198L103 199V201L110 202V203L113 201L116 202V200H117V202H120L122 204V205L121 204L120 205H121L123 210L121 212L118 211V214L119 215H120V213L122 214L121 215L122 217H119L121 220L120 224L122 225V226H120V228L124 229V231H126V232H128L126 230L128 227H129L128 230H130L132 225L135 224V226H136V224H137L136 220L139 219L138 217L141 216L139 213V216L137 217L136 210L142 212L143 210L147 209L148 212H152V210L156 206H154L152 209L150 207V205H151V202H153L156 197H157L156 200L159 203L164 202V203H162L163 206L166 208V209L165 208L164 209L167 210L169 213L171 211L173 214V211H174L173 208H175V206H176L174 204L175 203V192L173 191V181L169 182L168 187H166L167 189H164V190L160 189V186H162L164 188V185H162L160 183H157V184L153 183L155 186L158 185V189H156V190L158 191L159 194L156 193V195L154 194L155 193L154 191H156V190L152 189V188H154L153 187L154 185L151 184V188H149L150 185H148L149 187L148 186L145 187L144 184H146V183H143L144 181H142V183L136 182L135 184H133L132 180H131V182H130L131 184H129L125 189L118 188V187L115 188L114 186H112V187L111 186H107V187L104 186L105 188L103 191H99V189H96L95 186L97 187L102 182L100 177L105 176L107 174L110 175V172L108 171L109 165ZM144 161H146V162L149 161V158H146V160H144ZM160 161H162V162H159V160H158V162L162 164L163 160H160ZM41 162L43 163L42 160H41ZM45 162H47V161H45ZM135 162H134V164H136ZM146 162L144 164H146ZM169 162H172V161H169ZM184 163H185V165H184ZM33 164H34V162L32 163V165ZM141 164L142 163H140L138 165H141ZM158 164L156 166L158 168H160L159 167L160 165L158 166ZM0 165H1V163H0ZM2 165L0 166L1 172L3 170ZM162 165L163 166L161 168H164L165 165L164 164H162ZM21 166H24V164ZM153 167H151V168H153ZM157 167H154V168L156 169ZM24 168H26V167H24ZM39 168H41V167H39ZM135 168H137V166ZM141 169H142V167H141ZM169 169H170L169 171H171V168H169ZM179 169H181V168H179ZM179 169H178V171L180 172ZM136 170L137 169H135V171ZM166 170H168V169H166ZM166 170H164V171L166 172ZM22 171L23 172L25 171V173H24L25 175H23V177L25 176V178H23V179H25L24 181L21 178L22 175L20 177L21 179L18 178L19 175L21 174L20 172H22ZM136 172L139 173V171H136ZM179 172H178V174L180 175L182 172L181 173H179ZM3 173L4 172H2L1 174H3ZM167 173H165V174L168 175ZM149 174H151V173L149 172ZM162 175H161V178H162ZM163 177H165V176L163 175ZM91 178H93V177H91ZM138 178H137V180H138ZM170 179L172 180V178H170ZM260 179H261V183H258L259 182L258 180H260ZM164 180L162 182L166 184L167 180L166 181H164ZM38 182H39V180H38ZM97 182H98V184H97ZM148 182L151 183L152 181H148ZM11 184L9 186H11ZM259 184H261V185H259ZM13 185H12L11 190H13V187H14ZM34 187H35V185H34ZM18 188H15V189H18ZM34 189H36V188H34ZM19 190L20 189H18V191ZM165 190H166V192H164ZM20 191H22V190H20ZM163 192H164V195H163ZM148 195L149 196L152 195V196H154V197L156 196V197L153 199V201L151 199L149 201L148 200L149 198L147 199ZM33 197H34V195H33ZM252 197H254V196H252ZM47 198H46V200H49V201L51 200V199H47ZM161 198H164V199L162 200ZM160 199H161V201H160ZM63 200H64V198H63ZM63 200H61V201H63ZM118 200H120V201H118ZM147 200H148L149 205H147ZM54 202H55V200H54ZM59 202L57 201L56 203H59ZM158 202L156 203L157 205H162L161 203L158 204ZM111 204L113 205V203H111ZM153 204H154V202H153ZM102 205H100V206H102ZM104 206H106V205H104ZM108 206L109 205H107L106 207H108ZM226 206L228 208H226ZM160 207H162V206H160ZM223 207L226 208L227 210H230L229 216L226 217V219L224 217L220 218L219 215H216V214L210 215V210L212 208L222 209ZM118 210H119V208H118ZM147 210L144 211L145 212L144 215H146V213L148 214V212H146ZM157 210H156L157 212L160 211V214H162V212L164 211L162 209H161L162 211L159 209H157ZM113 211H116V210H112V212ZM132 211L134 213L131 216L130 213L132 214ZM153 211L155 212V209ZM105 212H106V210H105ZM157 212H155V213H157ZM165 214H168V213L165 211ZM172 214H171V216H172ZM69 215H70V213H69ZM101 215H104V214H101ZM144 215L142 214L140 220H145ZM208 215H210V216L214 215L213 216L214 218H211V220L217 219L219 224L215 225L216 222L207 221L209 219L205 218V216H208ZM143 217H144V219H143ZM164 219H166V218H164ZM189 219H187L188 222H189ZM151 222H154V221H151ZM161 222L162 221H160V225H158V224H156V225L162 227L163 225ZM170 222H172V221H170ZM39 223H40V221H39ZM146 223H148V222L146 221ZM52 225H53V223H52ZM156 225H155V228L153 226L154 229L158 230L159 228H161V227L158 228ZM142 226H145V222H144V225H142ZM142 226H141V229H142ZM164 226H166V227H162V229L167 228V223ZM146 227L148 228V226H146ZM133 228L135 230L136 229L141 230V229H139L140 227L139 228L133 227ZM170 228H171V226H170ZM61 229H63V227ZM64 229H65V227H64ZM144 229L145 228L143 227V230ZM9 230H8V232H9ZM113 230H116V228H114ZM172 230L174 231V229H172ZM57 231H58V229H57ZM120 231H122V230H120ZM173 231L170 232L168 230V232H170L169 237L164 235L165 236L164 238H166L165 240L162 238L163 234L161 233L162 236L159 234L161 237L158 238L159 239L157 241L158 243L157 242L154 243L152 241V243H154V245H156L158 247V250H157L158 252L162 248L163 245L167 246L168 251H171L172 249L175 250V246H174V248H172L173 247V240H174L172 238V236H174L172 233ZM129 232H131V231H129ZM1 233H3V232L2 231L0 232V236L2 238ZM166 233L167 232H164V234H166ZM35 234H37V233H35ZM26 235H27V233H26ZM47 235H46V237H47ZM39 236H40V234H39ZM126 236H128L127 233H126ZM72 237H74V236H72ZM263 237H264V235H263ZM39 240H41V239H39ZM5 241H7V243ZM28 241H30V240H28ZM97 241H98L99 245L96 244ZM13 242H16V243H13ZM159 242H161V243H159ZM33 243H34V241H33ZM85 243H87V244L85 245ZM177 244H178V242H177ZM94 245H96L97 248L93 249V247H95ZM97 245L100 246V248H98ZM157 247L156 248L153 247V249H157ZM94 251L95 252L97 251V252L95 253ZM100 251L101 250H99V252H98V255H97L98 257L100 255L99 253H101ZM110 251H112V250H110ZM118 251H119V249H118ZM114 252H116V251L114 250L113 253ZM123 253H124V255L121 253H118V255H121L123 257V256H129L131 254V253H129V255L125 254V253H127L125 251ZM90 254H91V256H89ZM93 254H95V255L92 256ZM68 255H71V254H68ZM134 256H135V259H137L136 258L137 255H134ZM134 256H133V254H131V257L129 256L130 259L127 258L128 261H130L131 259L134 260V258H132ZM70 257H72V256H70ZM87 257H89V258H87ZM138 257H140V256L138 255ZM124 258L125 257H123V259L120 257L119 258L116 257V259L111 258L110 261H109V259H108V261L110 262L109 264H131L130 262H126L127 260L124 261ZM25 259H28V262H26ZM98 259L99 258H97V261H98L97 264H99V262H100ZM90 260H92V259H90ZM142 260L147 262L146 261L147 259L145 260L143 258ZM256 260L258 261V259H256ZM262 260L264 261V259H262ZM93 261L95 262L96 258ZM144 261H139V262H141L143 264ZM259 261H261V259H259ZM134 262H136V261H134ZM145 262H144V264H145ZM187 262H188V264H195L193 259H191L190 262L189 261H187ZM93 263H91V264H93ZM132 263H133V261H132ZM150 263L153 264V261H150L149 264ZM102 264H104V263H102ZM133 264H136V263H133ZM138 264H140V263H138ZM197 264H198V262H197ZM201 264H212V263L209 262V260L205 259ZM256 264H257V262H256Z\"/></svg>",
  "mask_w": 264,
  "mask_h": 264
}]
</instances>
